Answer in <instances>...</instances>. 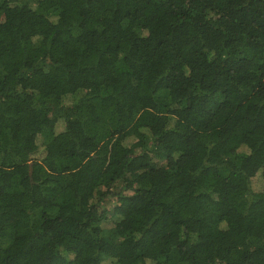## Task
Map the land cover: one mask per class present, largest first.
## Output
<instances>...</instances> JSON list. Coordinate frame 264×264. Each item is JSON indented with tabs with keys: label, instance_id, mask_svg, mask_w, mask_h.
Here are the masks:
<instances>
[{
	"label": "trees",
	"instance_id": "trees-1",
	"mask_svg": "<svg viewBox=\"0 0 264 264\" xmlns=\"http://www.w3.org/2000/svg\"><path fill=\"white\" fill-rule=\"evenodd\" d=\"M0 264H264V0H0Z\"/></svg>",
	"mask_w": 264,
	"mask_h": 264
},
{
	"label": "rangeland",
	"instance_id": "rangeland-1",
	"mask_svg": "<svg viewBox=\"0 0 264 264\" xmlns=\"http://www.w3.org/2000/svg\"><path fill=\"white\" fill-rule=\"evenodd\" d=\"M46 140V139H45ZM40 143H41V140H40ZM105 205L107 204V202L104 203ZM113 206H114V200H111L108 204H107V208L111 211L113 209ZM110 213H108V216L110 217ZM104 227L105 228H111L112 227V224H111V220L108 221V222H105L104 224Z\"/></svg>",
	"mask_w": 264,
	"mask_h": 264
}]
</instances>
